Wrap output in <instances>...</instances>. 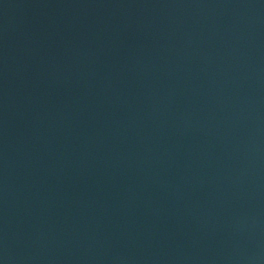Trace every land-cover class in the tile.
Instances as JSON below:
<instances>
[{
  "label": "water",
  "instance_id": "95a60500",
  "mask_svg": "<svg viewBox=\"0 0 264 264\" xmlns=\"http://www.w3.org/2000/svg\"><path fill=\"white\" fill-rule=\"evenodd\" d=\"M0 264H264V0H0Z\"/></svg>",
  "mask_w": 264,
  "mask_h": 264
}]
</instances>
